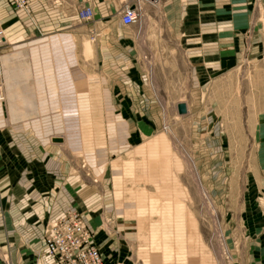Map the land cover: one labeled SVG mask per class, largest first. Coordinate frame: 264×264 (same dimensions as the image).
I'll use <instances>...</instances> for the list:
<instances>
[{"label": "crops", "instance_id": "crops-1", "mask_svg": "<svg viewBox=\"0 0 264 264\" xmlns=\"http://www.w3.org/2000/svg\"><path fill=\"white\" fill-rule=\"evenodd\" d=\"M156 2L177 43L179 61L188 72V100L180 101L186 104L187 114L204 109L211 83L264 58V0ZM131 6L128 0H28L24 9H18L14 0H0L5 39L0 59L5 96L0 102V264H55L44 252L46 227L70 211L86 217L106 264L125 263L128 248L114 238L119 232L107 230L102 214L112 211L111 199L106 196L102 211L95 191L82 183L81 139L71 132L63 134L65 113H74L81 106L76 98L88 113L78 121L70 119L69 127L80 122L96 127V120L89 116L88 99L96 94L91 81L97 73H82L80 61L64 56L63 48L66 33H108L92 62L101 63L104 69L99 76L104 84L101 94L106 97L109 136H119L118 141L126 144L122 148L128 150L140 133L159 131L163 105L150 84L145 61L142 63L145 42L137 36L114 34L139 28V23L125 27L119 23L120 12ZM85 7L93 11L88 22L79 17ZM82 79L89 82L83 90ZM94 135L88 128L83 136L86 147L90 148ZM53 138L64 141L53 142ZM255 143L264 145V136ZM144 152L163 168H170L175 159L164 146L162 135L148 140ZM259 155L257 192L262 193L264 150ZM149 200L152 214L156 208L184 207L174 199L165 203ZM142 208L140 214H145ZM255 220L248 254L254 257L252 264H264V215ZM170 252L176 260V250Z\"/></svg>", "mask_w": 264, "mask_h": 264}, {"label": "rangeland", "instance_id": "rangeland-1", "mask_svg": "<svg viewBox=\"0 0 264 264\" xmlns=\"http://www.w3.org/2000/svg\"><path fill=\"white\" fill-rule=\"evenodd\" d=\"M128 1L137 9L139 28L114 34L137 36L145 42L141 59L163 105L162 127L154 133H140L128 150L122 148L126 144L118 141L119 136L111 139L99 76L104 69L92 62L108 33H66L64 56L80 61L82 73H97L91 81L96 94L88 99L89 116L96 120V127L82 122L69 127L70 119L78 121L88 113L78 98V111L65 113L63 134L71 132L81 139L82 183L95 191L102 211L106 196L110 197L112 211L102 214L107 230L119 232L114 238L128 248L124 264H252L248 245L257 227L255 219L264 215V191L257 192L259 153L264 145L255 143L264 136L260 128L264 123V58L211 83L204 109L180 115L177 105L188 100L190 82L185 64L179 61L177 43L156 0ZM123 12L119 23L124 26ZM88 85L81 80V90ZM88 128L91 134L95 132L90 148L83 142ZM159 135L175 158L170 168L155 165L144 152L146 142ZM151 198L161 203L178 200L184 207L156 208L152 214ZM142 206L145 214H140ZM170 250H176V260Z\"/></svg>", "mask_w": 264, "mask_h": 264}, {"label": "built area", "instance_id": "built-area-1", "mask_svg": "<svg viewBox=\"0 0 264 264\" xmlns=\"http://www.w3.org/2000/svg\"><path fill=\"white\" fill-rule=\"evenodd\" d=\"M28 0H14L18 9H24ZM81 20H90L93 17L92 9L85 7L80 9ZM138 15L135 7H128L122 14V22L125 26L137 22ZM4 35L0 24V59L4 46ZM2 68L0 62V102H4L5 96L1 83ZM44 252L53 258L55 264H106L99 248L93 242V233L90 230L85 217L70 211L59 219L50 222L45 231Z\"/></svg>", "mask_w": 264, "mask_h": 264}, {"label": "water", "instance_id": "water-1", "mask_svg": "<svg viewBox=\"0 0 264 264\" xmlns=\"http://www.w3.org/2000/svg\"><path fill=\"white\" fill-rule=\"evenodd\" d=\"M177 109L180 115H186L188 112V109L185 103L178 104ZM63 141L64 140L62 138H53V142L63 143Z\"/></svg>", "mask_w": 264, "mask_h": 264}]
</instances>
